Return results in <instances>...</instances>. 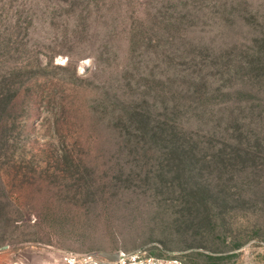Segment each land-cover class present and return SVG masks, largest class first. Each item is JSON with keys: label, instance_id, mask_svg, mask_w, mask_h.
<instances>
[{"label": "rangeland", "instance_id": "rangeland-1", "mask_svg": "<svg viewBox=\"0 0 264 264\" xmlns=\"http://www.w3.org/2000/svg\"><path fill=\"white\" fill-rule=\"evenodd\" d=\"M253 45L264 0H0V264H264Z\"/></svg>", "mask_w": 264, "mask_h": 264}, {"label": "trees", "instance_id": "trees-1", "mask_svg": "<svg viewBox=\"0 0 264 264\" xmlns=\"http://www.w3.org/2000/svg\"><path fill=\"white\" fill-rule=\"evenodd\" d=\"M262 50V49H261ZM262 51L256 45L246 47L242 50V56L236 63L227 62L224 65L227 81L233 83L234 79H240L239 85L231 84L227 86V92L240 94L242 92L252 93V86L255 81V70L264 69V58ZM258 61V62H257ZM257 62V63H256ZM225 88V85L222 86Z\"/></svg>", "mask_w": 264, "mask_h": 264}, {"label": "built area", "instance_id": "built-area-1", "mask_svg": "<svg viewBox=\"0 0 264 264\" xmlns=\"http://www.w3.org/2000/svg\"><path fill=\"white\" fill-rule=\"evenodd\" d=\"M63 264H99L98 258L87 255H77L66 253L62 257ZM111 264H183L178 257H154L149 255L146 250L139 249L131 252H119L117 263Z\"/></svg>", "mask_w": 264, "mask_h": 264}, {"label": "water", "instance_id": "water-1", "mask_svg": "<svg viewBox=\"0 0 264 264\" xmlns=\"http://www.w3.org/2000/svg\"><path fill=\"white\" fill-rule=\"evenodd\" d=\"M91 256L95 257V258H101L104 259L106 261H108L109 263H117L119 260V252L116 253H109V252H96L91 254Z\"/></svg>", "mask_w": 264, "mask_h": 264}]
</instances>
